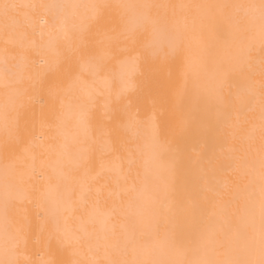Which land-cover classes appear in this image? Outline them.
<instances>
[{
    "label": "snow or ice",
    "instance_id": "1",
    "mask_svg": "<svg viewBox=\"0 0 264 264\" xmlns=\"http://www.w3.org/2000/svg\"><path fill=\"white\" fill-rule=\"evenodd\" d=\"M193 42L208 70L202 111L151 99L140 141L129 78L88 135L110 62L175 59ZM0 44V264H264V0H0ZM70 112L82 149L67 141Z\"/></svg>",
    "mask_w": 264,
    "mask_h": 264
},
{
    "label": "bare ground",
    "instance_id": "2",
    "mask_svg": "<svg viewBox=\"0 0 264 264\" xmlns=\"http://www.w3.org/2000/svg\"><path fill=\"white\" fill-rule=\"evenodd\" d=\"M153 3H187V2H202V0H57V2L73 3V4H90V3H110V4H139L144 2ZM216 2V0H213ZM229 2H248V0H229ZM90 11V10H89ZM207 41H211L214 38V34L208 30L206 32ZM39 41V37L36 38ZM47 39V38H45ZM143 39H147V33L144 34ZM27 43V42H26ZM2 48V44H0ZM149 53L145 52V55ZM223 55V50L219 53ZM144 60L129 61L123 65L115 62H110L109 69L102 74L99 80L94 85V88L98 90V94L94 97L95 111L94 118L90 121V127L88 129L89 136L100 135V129L97 127L101 113L103 112V106L109 100L115 97L123 87V81L131 78L134 81L140 82V88L133 92L129 91L127 99L132 101L138 99V101H132L134 106L133 110L139 109V119L143 121L137 127H134L128 135L136 134L140 141L149 140L152 135V130L147 122L149 101L155 99L158 104H165L166 102H174L184 98V102H191V106L196 111H202L203 106L200 104L199 98L206 95L205 89L208 86V70L206 69L202 58V47L200 44L193 42L190 47H185L181 50L179 56L175 59L169 58L167 60L161 59L157 63L156 68L153 71H146L144 68ZM84 79L91 82L93 77L87 70L83 71ZM80 85L73 86V93L79 94ZM2 93V89H0ZM74 112V110H73ZM73 112L69 113L68 128H67V141L71 150L77 148H84V144H75L73 137L77 134L79 138L83 140V130L78 127L77 120ZM235 143L236 141H232ZM203 150V144L201 137L196 134L195 128L190 133L189 139L184 146V154L186 157H190L191 161L195 163L200 159L201 152ZM97 152H107L108 145L106 143H98L96 145ZM3 153L0 152V163H2ZM201 165H207V159L200 160ZM49 175L55 177L57 172L53 169L49 170ZM239 176V172H233L228 175H223L222 178L228 180L229 184H232ZM231 193L226 198H230ZM73 215L71 211L66 213ZM76 216L79 213H75ZM87 258V257H85ZM160 259L169 258L166 255L159 257Z\"/></svg>",
    "mask_w": 264,
    "mask_h": 264
},
{
    "label": "rangeland",
    "instance_id": "3",
    "mask_svg": "<svg viewBox=\"0 0 264 264\" xmlns=\"http://www.w3.org/2000/svg\"><path fill=\"white\" fill-rule=\"evenodd\" d=\"M144 2V1H143ZM147 2V1H146ZM138 4V3H137ZM148 56L150 57V54H148ZM161 61V59H156V60H152L151 58H149L147 60V62L144 63V68L146 71H153L156 68L157 63H159ZM135 101H138V99H134ZM132 100V101H134ZM131 101V102H132ZM164 104V103H163ZM165 259V258H164Z\"/></svg>",
    "mask_w": 264,
    "mask_h": 264
}]
</instances>
